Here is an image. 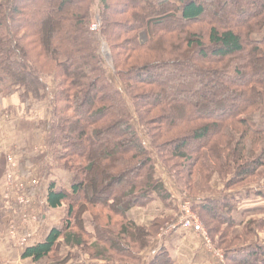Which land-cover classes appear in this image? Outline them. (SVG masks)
<instances>
[{
    "label": "trees",
    "instance_id": "1",
    "mask_svg": "<svg viewBox=\"0 0 264 264\" xmlns=\"http://www.w3.org/2000/svg\"><path fill=\"white\" fill-rule=\"evenodd\" d=\"M1 94L47 108L42 173H63L65 217L23 259L142 264L166 220L129 212L172 208L165 172L225 264H264V220L237 216L264 199V0H0Z\"/></svg>",
    "mask_w": 264,
    "mask_h": 264
},
{
    "label": "crops",
    "instance_id": "2",
    "mask_svg": "<svg viewBox=\"0 0 264 264\" xmlns=\"http://www.w3.org/2000/svg\"><path fill=\"white\" fill-rule=\"evenodd\" d=\"M5 100L7 103L0 106V165L4 164L8 172L4 176L0 174L2 176L0 177V261L3 264H33L30 259L22 257L26 247L44 242L51 230L59 226L65 217V205L51 208L47 202L50 181L61 177L63 173L57 170L53 174L42 173L44 165H52L50 157H47L46 160L42 159L45 152L44 141L40 147L34 149L31 143L34 134L28 135V130L21 129L22 121L25 120L22 115L23 111L26 115L27 112L31 113V117L36 111L42 112L44 120H46L49 115L47 108L44 105L25 106L21 102L19 94L6 97ZM23 123L29 124L28 122ZM22 132L26 133L23 135ZM22 135L24 140L20 139ZM9 158L17 163L16 171L19 174L22 189H9L6 185L7 176L11 170ZM32 160L35 163L31 162ZM24 161L25 163H23ZM65 186L70 187L69 183L68 186L66 184ZM19 194L28 197L27 207H20ZM255 208L264 209V199L251 198L248 202L243 203L237 216L240 220L245 219L246 221L250 219L264 220V212H249ZM24 214L28 216L26 224L23 223ZM129 218L143 227H150L153 221L159 218L166 220L143 258L142 264H147L162 249L169 253L174 264H223L209 251L204 239L199 234L182 228L171 230L169 225L177 222L178 215L172 208H167L159 200L153 201L145 208L131 210ZM13 225L19 228L18 236L20 231H22L21 236L27 235L28 244L25 247H19L17 241L12 238ZM87 227L90 228V226Z\"/></svg>",
    "mask_w": 264,
    "mask_h": 264
},
{
    "label": "built area",
    "instance_id": "3",
    "mask_svg": "<svg viewBox=\"0 0 264 264\" xmlns=\"http://www.w3.org/2000/svg\"><path fill=\"white\" fill-rule=\"evenodd\" d=\"M93 29L96 30L97 26L93 25ZM10 163V172L7 176L6 185L9 189H22L20 184L19 174L17 173V163L12 159L9 158ZM18 203L21 208L27 207L29 204V199L27 196L20 195L18 196ZM23 223H28V216L24 214L23 216ZM169 228L171 230H175L178 228H182L184 230H188L194 233L199 234L205 241L206 247L212 252L223 264L225 263V257L223 251L218 249L212 239L210 238L207 230L205 229L204 225L202 224L199 217L194 213L193 206L191 201H182L180 204V215L178 220L174 224H170ZM19 228L16 225H13L12 228V238L17 241V245L19 247H25L28 244L27 235L21 236L20 231L18 236Z\"/></svg>",
    "mask_w": 264,
    "mask_h": 264
},
{
    "label": "rangeland",
    "instance_id": "4",
    "mask_svg": "<svg viewBox=\"0 0 264 264\" xmlns=\"http://www.w3.org/2000/svg\"><path fill=\"white\" fill-rule=\"evenodd\" d=\"M95 25L97 26V29L96 30H98L100 28V23L99 24H95ZM101 51H102V54L104 55V57L106 58V60L108 62H110L111 61L110 51H109V48L107 47V45H106L105 42H103V44H102ZM50 83H51V86L54 87V84H53V81L52 80H50ZM5 98H6V96L4 94H1L0 95V106H2L5 103H7V100H5ZM22 113H23L22 114L23 115V118H25V120L22 121V124L23 125H21V129L23 128L22 130H24V131H27L28 130L27 131V134L28 135L30 133L31 134H34V137L31 138V143L33 145V148L36 149L37 147H40L43 144V138H44V135H45V132H46L45 125L43 124V122L45 121L44 120V117H43L44 115H43L42 112H38V111H36V112L33 113V117H31V113H29V112H27V115L25 114V111H23ZM29 119H32V120L30 121ZM23 122H26V123L28 122L29 124L25 125ZM262 126H264V122H263ZM24 133H26V132H22L21 134L24 135ZM23 135L20 137V139H22V140H24ZM26 139H27V137H26ZM38 150H39V148H38ZM35 153H36V151H35ZM164 181H165L166 185L168 186V188L170 189V192H171V194L173 196L172 209L176 212V215H178V217H179V215H180V204H181V202L183 200L184 201H189V200L186 199V198H184V197H182V196H180L175 191V189H174V186L176 185L175 181H173V179H170L167 176V174H165V172H164ZM68 183H69V180H68ZM68 183H65V184L68 186ZM193 211H194V209H193ZM194 213L198 216V214L195 211H194ZM199 219L201 220L200 217H199ZM201 222H202V224L204 225L205 229L207 230V232L209 234V231H208L207 227L205 226V223L202 220H201ZM87 226H90V224H88ZM210 229L214 230V226L211 225L210 226ZM209 236H210V234H209ZM210 238H211V236H210ZM215 246H216V244H215ZM218 249H220V248H218ZM220 250L223 251L222 249H220ZM67 252L68 251L64 247H61L60 250L58 251V256L59 257L65 256ZM224 254H225V252H224ZM0 263L3 264L1 261H0Z\"/></svg>",
    "mask_w": 264,
    "mask_h": 264
}]
</instances>
